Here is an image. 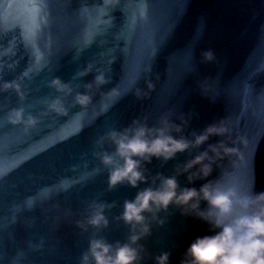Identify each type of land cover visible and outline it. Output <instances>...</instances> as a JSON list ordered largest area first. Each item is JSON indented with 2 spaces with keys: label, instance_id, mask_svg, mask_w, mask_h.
Here are the masks:
<instances>
[{
  "label": "water",
  "instance_id": "1",
  "mask_svg": "<svg viewBox=\"0 0 264 264\" xmlns=\"http://www.w3.org/2000/svg\"><path fill=\"white\" fill-rule=\"evenodd\" d=\"M208 51L214 61L202 62ZM89 65L91 73L78 76ZM100 74L109 83L96 89ZM55 78L73 88L71 96L48 87ZM5 80L21 83L26 99L0 92V264H80L95 230L85 233L76 221L93 201L116 204L100 234L110 243L127 240L129 230L116 220L124 201L196 154L154 159L146 165L149 184L109 191L98 141L137 119L152 127L164 115L180 124L183 115L191 139L231 118L247 147L237 144L242 159L235 168L226 164L227 179L264 190V0H120L115 8L103 0H0V83ZM112 89L122 94L117 101L106 98ZM137 90L148 96L137 97ZM77 93L92 95L87 109L75 103ZM58 97L66 116L48 109ZM15 107L36 117L37 127L25 133L9 124L7 112ZM104 148L113 150L107 141ZM179 182L202 183L189 185L185 176ZM160 219L163 226L153 222L152 236L141 241L144 264L164 252L180 264L190 243L209 234L207 225L175 209Z\"/></svg>",
  "mask_w": 264,
  "mask_h": 264
},
{
  "label": "clouds",
  "instance_id": "2",
  "mask_svg": "<svg viewBox=\"0 0 264 264\" xmlns=\"http://www.w3.org/2000/svg\"><path fill=\"white\" fill-rule=\"evenodd\" d=\"M108 8L118 7L120 0H103ZM203 61L211 63L213 52L202 54ZM92 67L78 73L86 76ZM151 71V69H149ZM109 83L103 74L94 80L96 89ZM48 87L57 93L71 96L73 88L59 78L53 79ZM89 93L93 83L86 85ZM149 91L154 85L148 83ZM207 92L209 85H202ZM0 92L14 93L21 102L26 99L24 88L17 81H2ZM118 89H112L106 98L117 101L121 98ZM137 97L143 99L148 92L137 90ZM75 103L84 109L92 104V95L77 93ZM49 111L58 116H66L68 109L59 97L47 102ZM7 122L13 126H23L25 133L39 124L36 117L28 114L23 107H15L7 112ZM181 123L176 124L168 115L160 118L159 126L150 127L147 118L134 120L122 130L112 129L98 141L102 151L96 156L108 171V190L113 191L126 185L137 189L141 184H149L151 173L146 167L153 160L170 162L178 156L196 154L178 164L171 176L162 173L151 179V186L139 190L132 200H125L123 212L116 217L129 230L127 240L110 243L102 233L110 227L106 212L116 207L115 203L93 201L88 205L87 214L76 221V227L87 233L95 230L88 240V247L81 254L80 264H144L147 252L141 241L153 234V222L163 226L161 213L178 210L185 218L195 219L207 225L209 234L197 236L185 250L180 264H264V190L257 191L253 185L241 189L227 177L231 172L226 164L236 167V158L242 159L237 144L247 147V139L236 134V125L229 117H223L209 124L189 139L184 134L189 119L181 115ZM215 140V143L212 141ZM107 141L112 151L104 148ZM206 146V147H205ZM219 170V178L210 179ZM185 176L189 185L181 186L179 178ZM155 264H171V253L164 252L155 257Z\"/></svg>",
  "mask_w": 264,
  "mask_h": 264
}]
</instances>
